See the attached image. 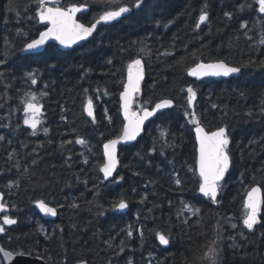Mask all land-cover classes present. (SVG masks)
<instances>
[{
    "label": "trees",
    "instance_id": "obj_1",
    "mask_svg": "<svg viewBox=\"0 0 264 264\" xmlns=\"http://www.w3.org/2000/svg\"><path fill=\"white\" fill-rule=\"evenodd\" d=\"M121 3L131 10L98 24L89 41L68 51L53 42L25 55L27 43L47 28L38 20L40 6L37 0H0V191L6 206L0 224L5 215L17 221L4 225L0 244L49 264H202L206 246L217 240L218 264H264V208L255 231L242 223L247 192L260 186L264 193V14L254 0H144L139 8L135 0L58 1L60 7L86 4L79 16L85 25ZM245 3L251 7L241 11ZM201 9L209 21L196 29ZM137 58L146 63V80L135 106L151 108L161 99L175 105L151 120L136 143L120 147V167L105 182L103 145L125 125L120 94ZM218 60L241 74L201 82L188 76L197 63ZM189 86L197 94L195 119L209 132L226 127L230 138L232 165L218 203L198 190L194 117L186 115L193 110ZM29 92L43 106L35 135L24 123L22 100ZM89 99L95 120L85 111ZM121 199L125 213L113 207ZM38 201L55 208L57 217H43ZM121 242L123 252L116 247Z\"/></svg>",
    "mask_w": 264,
    "mask_h": 264
},
{
    "label": "snow or ice",
    "instance_id": "obj_2",
    "mask_svg": "<svg viewBox=\"0 0 264 264\" xmlns=\"http://www.w3.org/2000/svg\"><path fill=\"white\" fill-rule=\"evenodd\" d=\"M113 3L117 0H112ZM144 0H135L133 5L135 8H139ZM258 5V11L264 14V0H254ZM40 9L37 13L40 22L50 25L46 31L39 34V39H34L30 43H27L26 49L24 50H37L42 45L46 43L48 39H54L60 42V44L65 47H71L73 44L81 40H86L89 36L96 31V27L101 22L110 23L119 19L125 13H128L131 9L125 6L123 3L120 4L118 10L115 11H105L102 15H99L93 23L86 26L77 20V13L84 10L85 5H71L69 7H60L58 0H37ZM51 3L53 6H48ZM240 10L243 11L246 7L250 8V4H242L239 6ZM9 11H14V7L10 4ZM225 15L230 19L231 13H225ZM209 21L208 12L201 9V14L195 24V28L199 29L201 25ZM242 27L247 28L248 25L245 23ZM262 34L260 44L264 45V20L261 21ZM18 34H20L18 32ZM238 40L239 37H236ZM140 52H144V48L139 49ZM170 53H165V55ZM7 55V53H6ZM2 63V62H0ZM111 63V61H109ZM241 71L240 67L230 66L224 60H218L214 63H197L195 67L191 68L188 75L194 76L197 79H203L204 77H220L229 76L233 73H239ZM144 69L141 59H134L128 65V77L127 82L124 85V91L121 93V99L123 100V112L124 117L127 120V124L122 128L121 133L111 139L104 145L105 155L107 156V162L103 164L100 171L104 173V178L108 179L113 175L116 170L119 161L116 157V146L121 142H128L135 140L137 136L140 135L143 130L144 122L150 117H153L157 112L162 109L172 108V99H161L158 103L154 105L153 110L149 111L146 107H142L141 111H133L132 104L135 97L140 92V82L143 80ZM32 84L37 83L34 74H30ZM188 93V104L192 106L191 112H186V115L194 117L191 121L195 125L196 139L199 142V178L200 184L198 190L205 197H208L213 203H218L217 195L222 187L221 181L224 180L225 173L231 166V158L228 151V145L230 144V138L228 135V130L226 127L222 126L214 131H206L204 127L201 126L199 119H195L196 112L194 107V102L196 100L197 94L194 89L189 86L186 89ZM150 102V101H149ZM24 104L25 119L24 123L32 129V135L36 134L37 128L41 123L42 115V104L39 103L38 97L34 93H27L25 98L22 100ZM215 107V105H213ZM88 116L95 120L93 112V102L91 99L87 102V107L85 108ZM251 115V113H249ZM110 119V118H109ZM45 134H47L48 129H44ZM161 138L165 139L167 137L166 131H161ZM3 140V137H0ZM77 143L84 145L86 141L79 139ZM71 143V141H68ZM155 149H153L154 151ZM11 158V157H10ZM86 162V161H85ZM33 163H36L33 161ZM17 167L19 163L17 162ZM27 172V169H25ZM122 180L123 177H120ZM177 184H180V180H176ZM10 183L8 187H12ZM3 193H0V212H5L6 206L3 203ZM264 205V193H262L260 187H252L247 192V199L244 202L243 211V228H246L249 232L255 231V226L261 223L260 214L261 207ZM38 206L46 213L55 216L56 209L48 207L43 201H38ZM73 207H78V205L73 204ZM114 208L120 210L126 209L128 204L125 200L121 199L113 205ZM186 208L192 212L193 215H198L200 209L195 208L191 205H186ZM187 223V221H184ZM17 221L12 219L10 216L5 215L3 218V223L0 224V234L5 233L4 225H14ZM217 230L219 231V224H217ZM233 229L237 228L238 225L231 224ZM143 233L141 232V236ZM243 236V232L240 233ZM128 236H132V231H128ZM159 240L162 244L167 245L168 239L162 235L158 234ZM109 247L113 246L112 240L107 241ZM120 252L124 251L123 242L116 246ZM221 249L217 247V240H213L210 245L206 246V250L200 257L202 264H218V256ZM0 253L3 254V258H8L13 255L12 252L5 251L0 247ZM26 253L17 252L16 255L23 256ZM80 264H86L85 261H81Z\"/></svg>",
    "mask_w": 264,
    "mask_h": 264
},
{
    "label": "water",
    "instance_id": "obj_3",
    "mask_svg": "<svg viewBox=\"0 0 264 264\" xmlns=\"http://www.w3.org/2000/svg\"><path fill=\"white\" fill-rule=\"evenodd\" d=\"M58 1H59V0H58ZM48 6H53V5H52L51 3H49ZM88 9H89V8L86 6V7L84 8L83 11L77 13V20H78L79 22H81V21L79 20V16H80L81 14H83V13H86V12L88 11ZM125 14H126V13H125ZM125 14L122 15L120 18L124 17ZM38 20H39V19H38ZM39 23L42 24V25H46L45 23H42V22H40V21H39ZM81 23H82V22H81ZM46 26H47V28L50 27V25H46ZM86 26H88V25H86ZM47 28H45L43 31H46ZM97 28H98V25H97V27H96V30H97ZM43 31H42V32H43ZM95 32H96V31H95ZM95 32H93V34H92L91 36H89L86 40L78 41L77 43L73 44L71 47H65L64 45L60 44V42L57 41V40H54V39H48V40L46 41V43H45L44 45H42V46H41L39 49H37V50H24V49H26V46H25V48L22 50V54H25V55H26V54L42 53V52H44V51L46 50L47 46H48L49 44L53 43V42L57 43V45L59 46V48H60L61 50L68 51V50H71V49H73V48H75V47L81 45V44L84 43V42L89 41V40L93 37V35H94ZM36 39H39V36H38ZM139 59H141L142 64H143L144 75H143V80L140 82V92L137 94V96L135 97V100H134V102H133V104H132V110H133V111H137V112H139V111H141V110H138V109H135V108H134V106H135V102H136L137 98H141V97H142V95H143V85H144V82H145V80H146V63H145V61H144L143 58H139ZM210 63H214V62H210ZM194 67H195V66H194ZM192 68H193V67H192ZM188 72H189V71H188ZM240 74H241V71H240L239 73H233V74H231V75H229V76L204 77L203 79H197L196 77H194V76H190V75H188V76H189L192 80H194V81L201 82V81H203V80H217V81H220V80H227V79H230V78H232V77L239 76ZM127 77H128V70H127V74H126V82H127ZM126 82H125V84H126ZM123 91H124V89H123ZM123 91H122V92H123ZM122 92H121V93H122ZM157 103H158V102H157ZM173 105H175L174 101H173ZM86 107H87V106H86ZM120 107H121V115H122V118H123V120H124V122H125V125H126V124H127V120H126L125 117H124V112H123V100L121 99V94H120ZM173 107H174V106H173ZM190 107H191V109H192V106H190ZM194 107H195V102H194ZM153 108H154V106L151 107V108H147V109H148L149 111H151V110H153ZM168 109H171V108H168ZM168 109H162L161 111L157 112V114H156L155 116L150 117L148 120H146V121L144 122L143 130L141 131L140 135L137 136V138H136L135 140L128 141V142H121L120 144H118V145L116 146V157H117V159H118V161H119V164L117 165L116 170H115V172L113 173V175H112L111 177H109L108 179H105V178H104V181H105V182H109V181L113 180L114 177H115V175H116V173H117V171H118V169H119V167H120V160H119V151H120V147H121V146L132 145V144L136 143V142H137V141L143 136L147 124H148L151 120L155 119V118L157 117L158 114L163 113V112H165V111L168 110ZM93 112H94V116H95V109H94V107H93ZM86 114H87V112H86ZM87 115H88V114H87ZM89 117H90V116H89ZM90 118H92V117H90ZM92 119H93V118H92ZM125 125H124V126H125ZM201 126H202V125H201ZM202 127H204V126H202ZM204 128H205V127H204ZM205 130H206V129H205ZM206 131H207V130H206ZM194 132H195V130H194ZM195 136H196V132H195ZM109 141H110V140H109ZM196 142H197V172H198V175H199V164H198V158H199V142H198L197 139H196ZM106 143H108V141H107ZM106 143H104V145H105ZM104 145H103V154H104V164H105V163L107 162V156L105 155ZM230 158H231V157H230ZM231 165H232V160H231ZM230 169H231V166L229 167L228 171L225 173L224 180L220 182L221 184L227 179V176H228V174H229V172H230ZM101 174H102L103 177H104V173H103L102 171H101ZM255 187H259V186H255ZM260 188H261V187H260ZM261 191H262V193H263V190H262V189H261ZM0 193H2V192L0 191ZM200 194H201L202 196H204L202 193H200ZM219 194H220V191H219V193H218V195H217V199H218V197H219ZM3 197H4V194H3ZM204 197H205V196H204ZM246 199H247V197H246ZM3 201H4V199H3ZM245 201H246V200H245ZM46 205H47V204H46ZM47 206H48V207H51V206H49V205H47ZM51 208H53V207H51ZM263 208H264V205H262V207H261V214H262ZM37 209H38L39 213H40L43 217H45V218H47V219H54V218L57 217V214H58V213H57V210H56V213H57V214H56L55 216H52V215H50V214H46V213H45V212H44V211L38 206V204H37ZM54 209H55V208H54ZM117 211H118L119 213H125V212L128 211V207H127L126 209H123V210H120V209L117 208ZM261 214H260V216H261ZM260 219H261V218H260ZM257 225H259V224H257ZM257 225H256V226H257ZM256 226H255V227H256ZM0 247H2L5 251H9V250L5 249L1 244H0ZM9 252H11V251H9ZM12 253H13V252H12ZM0 258L3 260L4 264H49V263H48L44 258H42V257H38V256H29V255H23V256H20V255H16V253H13V255H12L11 257H8V258H3V254L0 253ZM78 264H80V263H78ZM86 264H88V263L86 262Z\"/></svg>",
    "mask_w": 264,
    "mask_h": 264
},
{
    "label": "rangeland",
    "instance_id": "obj_4",
    "mask_svg": "<svg viewBox=\"0 0 264 264\" xmlns=\"http://www.w3.org/2000/svg\"><path fill=\"white\" fill-rule=\"evenodd\" d=\"M142 107H144V106H142L141 104H139L137 107L135 106V109H139V110H141ZM1 261H2V263L4 264V262H3L2 259H1Z\"/></svg>",
    "mask_w": 264,
    "mask_h": 264
},
{
    "label": "bare ground",
    "instance_id": "obj_5",
    "mask_svg": "<svg viewBox=\"0 0 264 264\" xmlns=\"http://www.w3.org/2000/svg\"><path fill=\"white\" fill-rule=\"evenodd\" d=\"M260 187V186H259ZM262 189V188H261ZM247 197V196H246ZM246 200V199H245ZM263 212V211H262ZM119 213V212H118ZM163 245H165V244H163Z\"/></svg>",
    "mask_w": 264,
    "mask_h": 264
}]
</instances>
